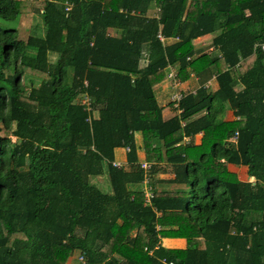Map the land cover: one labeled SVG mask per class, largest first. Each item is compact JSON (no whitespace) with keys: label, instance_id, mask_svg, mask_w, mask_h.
<instances>
[{"label":"trees","instance_id":"obj_1","mask_svg":"<svg viewBox=\"0 0 264 264\" xmlns=\"http://www.w3.org/2000/svg\"><path fill=\"white\" fill-rule=\"evenodd\" d=\"M34 12L25 40L1 26ZM207 34L219 55L195 52ZM263 44L264 0H0V264H264ZM173 65L199 85L163 116Z\"/></svg>","mask_w":264,"mask_h":264},{"label":"crops","instance_id":"obj_2","mask_svg":"<svg viewBox=\"0 0 264 264\" xmlns=\"http://www.w3.org/2000/svg\"><path fill=\"white\" fill-rule=\"evenodd\" d=\"M156 10L157 9H155V8L150 9L149 12H148L149 15H151V16L154 15ZM109 32L112 35L115 34V32L113 30H109ZM213 37H214V34H207V35H203V36H200V37L195 38V39L192 40V44L194 46V49H195V52L197 53V55L200 54V53H208L211 57L219 55L218 50L212 46ZM170 42H172V40H168V43H170ZM51 55L53 56V58L55 60L56 59V54L52 53ZM146 62L147 61L145 59H143L141 63H146ZM164 73H165L164 79L160 83L155 85L153 90H154V94H155L157 100H159L160 105L163 107L162 108V115L166 116V115L170 114L173 111V108L176 107V104L173 105V108L170 105V101L172 100V96L174 94H181L182 92L188 91L187 90L188 88H190L191 92L194 93V91L198 88L199 83L197 81V78L194 77L192 74L189 75V78L185 82H183V83L180 82L178 76L176 75L178 73V66H176V65L167 66L165 68V70H164ZM170 74H172V75H170ZM207 83H209V91H215L216 90L217 83H216V80H215L214 77H212L210 80H208L205 83V85ZM237 87H239V89L241 88L240 85H238ZM239 89H237V90H239ZM234 119H235V117L233 115V111L230 110V109H227L226 112H225L223 120L224 121H232ZM235 136H236V139H237V133H235L233 137H235ZM233 137H231V138H233ZM201 138H202V134L199 133V134L194 135L192 138H188V137L184 138L183 143L187 144V143H189L191 141L193 145H200ZM236 139H235V142H236ZM114 162L121 163L122 166L123 165L124 166L127 165L126 164V151H125V149H116L115 150V160H114ZM142 162H146V161H142ZM140 163H141V161H140ZM146 163H148V162H146ZM148 164H150V163H148ZM238 167L245 168L246 176H247V168L245 166H238ZM238 167H234V165L228 164L227 165V170L231 172V170L233 168H238ZM147 173L148 172H144V179H145L146 176L148 177ZM163 175H167V174H163V173H159L158 174V176H163ZM144 179H143V181H144ZM253 180H254L253 178H249L247 176V180L246 181L252 182ZM143 181L141 183L142 193H143ZM143 197H144V194H143ZM151 199H150L148 205H150ZM157 229H159L158 226H157ZM163 240H167V244L169 246L170 245H175V244L171 243L172 240L173 241H177V242L184 241L183 239H163ZM169 246L167 248H169Z\"/></svg>","mask_w":264,"mask_h":264},{"label":"rangeland","instance_id":"obj_3","mask_svg":"<svg viewBox=\"0 0 264 264\" xmlns=\"http://www.w3.org/2000/svg\"><path fill=\"white\" fill-rule=\"evenodd\" d=\"M41 20H40V16L38 14L31 13L28 15H23L19 18V20H15V22H3V25L1 26H6L9 28H17L18 33L20 38L22 39H26L29 35L33 34L34 31L36 32H40L42 30L41 28ZM210 53V52H209ZM50 60L53 61L54 58L52 55H50ZM141 65H144L143 63H141ZM35 84L38 83L37 80H34ZM25 84H28V80L25 79L24 80ZM236 89H239V87H237ZM187 90H191L190 88H188ZM77 101L84 103L87 101V98L85 97H80L79 100L77 99ZM137 140L140 142L139 138H137ZM139 157H140V161H145L143 160L144 156H143V151L139 152ZM234 167H238V166H234ZM231 173H234L237 175V177L241 180V181H246L247 180V176H246V170L245 168H233L231 170ZM171 175L167 174V175H163V176H158V179H168ZM149 181L150 178L148 177ZM91 182L93 184H96V186L104 193H109V191H111V187L109 184V181L107 179H105L103 176L101 177H97L95 179H91ZM172 244L175 245H168L167 244V240H163L162 244L166 247L169 246V248H183L185 245V241H181V242H177V241H171ZM178 243V244H177ZM85 260V259H84ZM84 260H80L79 254L78 253H74L72 254V256L69 258L68 263L69 264H84Z\"/></svg>","mask_w":264,"mask_h":264},{"label":"built area","instance_id":"obj_4","mask_svg":"<svg viewBox=\"0 0 264 264\" xmlns=\"http://www.w3.org/2000/svg\"><path fill=\"white\" fill-rule=\"evenodd\" d=\"M68 9L69 8L67 7L66 10H68ZM158 38L161 41L163 40V38H162L161 35H158ZM261 49L264 52V44L261 46ZM170 75H172V74H170ZM205 86L206 87H209V83H207ZM180 98H181V94H174L172 96V99L174 101H178V100H180ZM84 104L88 106V102L87 101L84 102ZM176 106H177V104H176ZM235 139H236V136L233 137V138H231L230 141L234 143L235 142ZM125 151H128V148H126ZM112 164H113L114 167H117V168H119V167L122 166L121 163L113 162ZM140 167H141V169L144 172H148V170L150 169V164H148L146 162H141L140 163ZM143 194H144V202H145V204H148L149 201H150V199L153 197V189H152V186L150 185V181H149V179H148L147 176L145 177V179L143 181ZM80 260H84V258L80 256Z\"/></svg>","mask_w":264,"mask_h":264}]
</instances>
